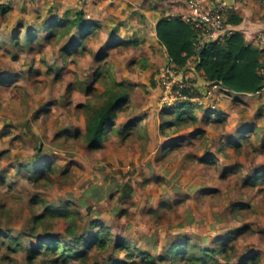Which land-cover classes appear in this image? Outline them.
Returning <instances> with one entry per match:
<instances>
[{
	"label": "rangeland",
	"instance_id": "obj_1",
	"mask_svg": "<svg viewBox=\"0 0 264 264\" xmlns=\"http://www.w3.org/2000/svg\"><path fill=\"white\" fill-rule=\"evenodd\" d=\"M26 7L15 5L0 17V230L23 247L35 246L45 231L71 244L72 237L63 236V219L43 221L31 231L33 215L45 207L69 209L82 217L78 236L87 238L98 229L89 222L97 221L114 240L157 255L186 239L197 252L215 248L241 227L243 234L227 247L228 264H239L253 254L264 264V188L246 183L251 172L264 167V150L253 151L249 139H243L236 151L228 139H239V129L226 115L223 122L206 118V110L223 98L217 89L208 94L207 83L206 91L190 100L198 105L193 112L199 121L165 136L160 132L161 112L173 106L162 100V69L150 63L144 45L121 41L113 46L96 32L79 51L63 50L66 37L15 46L11 36L17 25L40 22ZM180 74L177 71L178 79L193 84L192 92L198 89L195 78ZM111 79L134 85L115 128L131 119H139L141 125L123 134L109 132L99 147L90 149L74 136L84 132L86 114L80 106L100 104ZM226 107L232 120L246 111L229 102ZM255 135L251 132L249 137L257 146ZM175 140L180 144L171 143ZM43 162L54 167L48 180L28 181L26 175L38 173ZM237 203L248 206L239 208ZM93 254L89 252L86 264L93 262ZM48 258L29 263L23 248L12 253L0 247V264H50Z\"/></svg>",
	"mask_w": 264,
	"mask_h": 264
},
{
	"label": "trees",
	"instance_id": "obj_2",
	"mask_svg": "<svg viewBox=\"0 0 264 264\" xmlns=\"http://www.w3.org/2000/svg\"><path fill=\"white\" fill-rule=\"evenodd\" d=\"M51 8L54 7L47 8V12L43 16L35 15V18L40 20L38 24H32L29 27H24L22 24L17 25V29L11 36L13 44L19 47L30 46L36 42L41 44L40 40L57 41V39L66 37L68 43L63 45V50L65 52L79 51L82 49L84 40L98 32L97 24L88 20L82 9L68 8L59 13L53 12ZM10 9L9 5L0 4V17L6 16ZM241 21V16L230 11L225 18V23L232 32L221 43L211 41L201 44L198 48L195 47L194 42L199 30L181 19L180 16L160 18L156 22L155 29L160 44L165 48L168 61L177 71H182L187 62L193 58L196 71L202 74L208 84H217L238 93H253L264 86V72L259 73L260 68L264 69V59L260 57L264 48L260 44L252 45L246 42L243 32L237 26ZM39 28H41L42 36L38 35ZM21 29H24L22 36ZM91 88L92 86H90V90ZM133 89L134 85L131 83L125 84L122 81L111 79L104 88L103 101L100 104L92 106L85 103L80 106L86 114L84 132L74 134V136H80L86 146L93 149L100 146V142L109 132L115 131L123 134L136 127L137 124L141 125L139 119H131L124 122L121 129L115 128V120L119 116V112L129 104ZM183 92L190 96H198L202 93L199 89L190 93L188 89H183ZM194 106L198 105L191 101H183L168 111H162L160 132L169 136V131L185 128L199 121L193 112ZM206 118L223 122L212 111L206 112ZM251 131L256 134L257 146H254L250 140ZM201 132L197 133L201 134ZM238 132L241 134L239 139L231 136L228 139V143L236 151L242 148L243 139H249V146L253 151H259L261 148L264 150V137L257 133L254 125L253 129L250 126ZM180 142L181 140L171 141L175 144H180ZM37 172L35 175H26L27 180L31 182L48 180V175L54 172V167L48 162H43L42 167L37 168ZM251 173L253 175L247 177L246 183L260 184L264 188V167ZM35 200L39 201L38 198ZM237 205L239 208L248 206L244 203H237ZM56 219L67 221L63 236L72 237L73 243H65L62 237L58 238L53 236L50 231H45L44 236L37 239L35 246L23 247L15 237L6 235L0 230V247H4L7 252L12 253L17 252L20 247L23 248L29 263L48 255L47 262L50 264H71L75 260L79 262L78 264H86L91 256L89 252L94 251L91 264H159L167 258L171 260V264H228L230 260L226 254H228L229 242L243 234L244 231V228H238L232 239L221 240L215 248H201L197 252L195 250L197 246L186 239L175 241L165 247L163 252L152 255L148 251L131 249L126 241L114 240L109 231L103 225H99L97 221L89 222L90 227L98 229L87 238L83 233L78 236V223L82 217L69 209L45 207L41 213L33 215L31 231L36 232L39 224L43 221L53 222ZM108 250L110 252L107 253ZM103 253L105 254L103 255ZM121 253H123L122 258L120 257ZM136 256H139L138 261L135 260ZM217 256L224 260V263H221ZM239 264H258V255L253 254L244 258Z\"/></svg>",
	"mask_w": 264,
	"mask_h": 264
},
{
	"label": "crops",
	"instance_id": "obj_3",
	"mask_svg": "<svg viewBox=\"0 0 264 264\" xmlns=\"http://www.w3.org/2000/svg\"><path fill=\"white\" fill-rule=\"evenodd\" d=\"M7 1L10 7H15V5L20 7L21 4L27 5L35 15L38 11L47 12V8L50 6L54 7L51 8L53 12L59 13L68 8L82 9L87 19L97 24L98 32H101L106 40H110L111 45L119 46L121 41L128 46L144 45L146 57L151 64L159 65V70L167 63L168 57L164 46L158 40L155 29L156 22L164 16H180L182 19L191 12L188 0ZM229 1L232 0H201L200 7L207 8L216 2L226 3L229 11H233L242 17V21L237 26L243 32L246 42L252 45L260 44L264 48V0H233V3ZM207 42L211 41L206 39L205 43ZM260 57L264 59V50ZM180 73L181 78L188 76L195 78L199 91L202 93L206 91L207 81L204 80L201 73H197L193 58L187 62L186 67ZM217 88V93L223 98L214 109H207L206 111L214 112L218 118H223L226 115L228 122L234 124L236 129L242 130L250 126L253 129L254 125L259 135L264 134L263 88L253 93H238L220 85ZM228 102L233 105L244 106L246 111L236 115L232 120L226 110Z\"/></svg>",
	"mask_w": 264,
	"mask_h": 264
},
{
	"label": "built area",
	"instance_id": "obj_4",
	"mask_svg": "<svg viewBox=\"0 0 264 264\" xmlns=\"http://www.w3.org/2000/svg\"><path fill=\"white\" fill-rule=\"evenodd\" d=\"M191 7L190 14L184 16L182 19L190 23L194 28L198 29L197 39L194 42L196 48L204 44L206 39L209 41H217L221 43L232 32L225 23V18L230 12L229 7L224 2H216L213 6L201 8V0H188ZM264 69L260 68L259 73H263ZM162 81L164 85V94L162 100L171 106L179 102L193 100L196 96H190L184 93L183 89H188L189 93L192 92L193 84L183 79L177 78V70L173 67L172 63H167L162 68ZM211 90L207 93L210 94L213 89H218L219 85L210 84ZM264 89V86L262 87ZM177 99L178 101H174Z\"/></svg>",
	"mask_w": 264,
	"mask_h": 264
},
{
	"label": "water",
	"instance_id": "obj_5",
	"mask_svg": "<svg viewBox=\"0 0 264 264\" xmlns=\"http://www.w3.org/2000/svg\"><path fill=\"white\" fill-rule=\"evenodd\" d=\"M222 1V0H221ZM230 2V1H229ZM230 3H233V0L230 2Z\"/></svg>",
	"mask_w": 264,
	"mask_h": 264
}]
</instances>
